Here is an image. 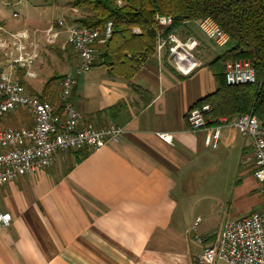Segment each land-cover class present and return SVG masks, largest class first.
I'll use <instances>...</instances> for the list:
<instances>
[{"label": "crops", "instance_id": "0c3cea01", "mask_svg": "<svg viewBox=\"0 0 264 264\" xmlns=\"http://www.w3.org/2000/svg\"><path fill=\"white\" fill-rule=\"evenodd\" d=\"M44 2L47 26H34L28 12L25 29L13 32L5 8L21 1L0 0V41L27 31L37 46L36 78L19 77L40 97L50 80L72 74L78 64L58 22L73 24L81 12ZM192 24L197 25L189 22L176 30L182 39L199 43L196 57L202 66L188 77L155 54L131 81L110 75L100 62L79 79L72 101L86 122L117 124L126 132L100 150L62 153L53 167L0 187V212L13 218L10 228L0 231V264H196L226 222L262 210L252 139L226 124L214 149L210 131L189 130L188 111L216 91L209 63L219 56L218 45L201 38ZM53 27L60 35L50 41ZM0 61L3 72L11 74V60L1 47ZM60 80L54 84L57 96ZM16 126L33 128L32 115L19 109L5 116L0 129ZM159 132L172 135V141L160 139Z\"/></svg>", "mask_w": 264, "mask_h": 264}, {"label": "built area", "instance_id": "2783aa9c", "mask_svg": "<svg viewBox=\"0 0 264 264\" xmlns=\"http://www.w3.org/2000/svg\"><path fill=\"white\" fill-rule=\"evenodd\" d=\"M119 5L122 4L117 0ZM14 17H18L15 14ZM162 27L172 26V18L159 16ZM199 29L218 46L229 44L228 35L211 19L196 22ZM58 27L67 33V45L78 56V64L72 74L59 82L57 103L32 95L20 82V77L12 75L24 71V77L36 78L32 71L39 58L37 46L30 42V34L22 31L11 35V41L1 40L0 47L11 60V74L0 76V125L5 116L19 109L26 110L33 117V128L0 129V187L24 177H33L38 172L53 167L60 154L84 150H100L110 141H117L126 130L117 124L97 127L86 122V118L72 101L73 91L79 79L90 73L96 65L98 47L107 43L113 35V24L107 23L102 29H89L65 20ZM139 32V30H135ZM60 30L49 29L50 41H55ZM199 43L196 38L182 39L176 30L161 36L156 54L159 61L166 60L180 75L188 77L202 66L196 57ZM225 79L230 86L255 85L258 83L256 71L247 60L228 61L225 65ZM61 107V111L59 108ZM210 105L190 109L186 120L193 133L210 131L212 146L219 147L226 124L235 127L241 136L253 141V177L259 184L264 200V127L251 114L241 115L233 120L221 119L218 125L210 126L207 115ZM165 142L172 141V135L157 133ZM13 218L9 213L0 212V231L10 228ZM198 226V223L195 224ZM200 243L203 240L197 235ZM264 264V205L262 210L225 223L217 238L207 244L195 258L196 264Z\"/></svg>", "mask_w": 264, "mask_h": 264}, {"label": "trees", "instance_id": "16d2710c", "mask_svg": "<svg viewBox=\"0 0 264 264\" xmlns=\"http://www.w3.org/2000/svg\"><path fill=\"white\" fill-rule=\"evenodd\" d=\"M120 1L121 5L117 0L71 2L72 8L85 13L75 24L89 29H102L109 22L113 24V35L100 46L96 64L100 62L114 77L131 81L153 59L161 36H167L189 22L211 19L228 35L230 47L209 63L217 84L216 91L191 109L210 105L211 111L206 117L210 126L221 119L232 120L251 114L264 127V0ZM159 16L171 17L172 26H160ZM242 59L253 65L258 83L230 86L225 79V65L228 61ZM60 79L57 77L48 82L45 96Z\"/></svg>", "mask_w": 264, "mask_h": 264}, {"label": "rangeland", "instance_id": "374dc122", "mask_svg": "<svg viewBox=\"0 0 264 264\" xmlns=\"http://www.w3.org/2000/svg\"><path fill=\"white\" fill-rule=\"evenodd\" d=\"M18 1H21L20 5H17V6L11 5L10 7L5 8L6 14L4 16V19L6 20L5 23H6L9 30L16 32V31L25 29L24 23H25V20L27 18L28 12L30 13L31 22H33L34 26L35 25L36 26L40 25L41 27L47 26V20L48 19H47V16L45 14H43V11L46 7L45 2H44L45 0H18ZM71 2H72L71 0H59L56 2V5H60L61 7H64L67 9V8L71 7ZM26 4L28 6H30L29 9H27V10L25 9ZM35 5L36 6L41 5L42 7L40 6V8H38V9L37 8L33 9L32 6H35ZM14 13H18L19 17L18 18L14 17L13 16ZM84 15H85L84 12L74 14V17L70 22H75L78 18H81ZM52 18L57 21L59 19V15L56 14ZM191 26H196L197 30L200 32L201 38L209 41L207 36L199 29V27L196 24H192ZM27 27H30V25L27 24ZM229 47H230V45H227L225 47H220V46L218 47L217 46V55L223 54L225 51H227L229 49ZM4 62H5V60H4ZM4 62L0 61V73H2L4 71V68L1 67ZM54 71H57V70H54ZM97 72H98V70L93 71V73H97ZM3 73H5V72H3ZM50 73L51 72L49 70V72H47V74H45L46 76H43V77H45V79H47L49 77L48 74H50ZM16 74L18 76L22 75V74H24V71L18 70L16 72ZM22 77H23V75H22ZM40 79L42 80L43 78H40ZM40 79L37 80V82L40 83L39 86L42 85V82H40ZM57 93L58 92L55 89V85H53L52 88L50 89V91L46 94V96H44L45 95L44 94L43 97L45 99H48V100H55ZM219 264H227V263L221 262Z\"/></svg>", "mask_w": 264, "mask_h": 264}]
</instances>
